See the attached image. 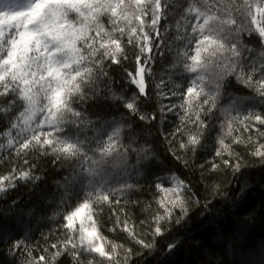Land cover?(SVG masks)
<instances>
[{
  "label": "clouds",
  "instance_id": "1",
  "mask_svg": "<svg viewBox=\"0 0 264 264\" xmlns=\"http://www.w3.org/2000/svg\"><path fill=\"white\" fill-rule=\"evenodd\" d=\"M0 264H264V0H0Z\"/></svg>",
  "mask_w": 264,
  "mask_h": 264
}]
</instances>
